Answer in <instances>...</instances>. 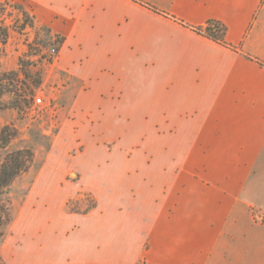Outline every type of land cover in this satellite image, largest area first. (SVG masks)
I'll return each instance as SVG.
<instances>
[{
  "label": "crops",
  "instance_id": "1",
  "mask_svg": "<svg viewBox=\"0 0 264 264\" xmlns=\"http://www.w3.org/2000/svg\"><path fill=\"white\" fill-rule=\"evenodd\" d=\"M6 1L64 38L77 105L150 113L165 145L156 168L79 183L97 207L50 223L31 264H264V0Z\"/></svg>",
  "mask_w": 264,
  "mask_h": 264
},
{
  "label": "rangeland",
  "instance_id": "2",
  "mask_svg": "<svg viewBox=\"0 0 264 264\" xmlns=\"http://www.w3.org/2000/svg\"><path fill=\"white\" fill-rule=\"evenodd\" d=\"M47 30L36 25L23 33L13 27L6 54L0 59V132L5 125L17 127L21 135L9 149L30 146L36 158L35 167L14 184L15 218L0 245V264L37 263L45 241L40 232L49 236L46 228L50 223L65 228L71 214L85 215L97 207L93 193L75 191L79 183L88 185L95 177L102 180L105 171L115 178L124 170L156 168L151 166L152 155L165 152V145L154 143L153 130L145 122L150 113L130 109L116 116L88 111L94 103L92 97L77 105L79 90H86L88 84L61 67L64 43L56 41L64 38L50 30L47 37ZM53 48L58 49L55 56L50 55ZM29 64L43 74L41 85L33 92L25 90V73L20 71ZM19 95L23 107L16 108ZM94 169L98 176L92 175ZM51 170L59 177L40 183ZM45 250L50 259H63L60 250Z\"/></svg>",
  "mask_w": 264,
  "mask_h": 264
},
{
  "label": "trees",
  "instance_id": "3",
  "mask_svg": "<svg viewBox=\"0 0 264 264\" xmlns=\"http://www.w3.org/2000/svg\"><path fill=\"white\" fill-rule=\"evenodd\" d=\"M36 26V17L22 4L17 2L0 3V59L6 54V47L11 39V29L25 33L28 28ZM49 32V30H47ZM208 35L214 40L224 44V32H214L208 28ZM50 32L46 35L49 37ZM62 45L63 40L57 38ZM57 49V48H55ZM58 50V49H57ZM33 67H36L33 65ZM31 64L21 66L27 82H23L26 91L33 92L35 87L42 83L43 74L40 69L33 68ZM5 76V75H4ZM28 79V80H27ZM29 81V82H28ZM22 96H17L16 108L23 107ZM21 133L12 124L5 125L0 132V245L8 233V229L15 218L14 200L12 191L15 182L28 174L36 163L35 153L32 147L9 149L12 143L20 137Z\"/></svg>",
  "mask_w": 264,
  "mask_h": 264
},
{
  "label": "built area",
  "instance_id": "4",
  "mask_svg": "<svg viewBox=\"0 0 264 264\" xmlns=\"http://www.w3.org/2000/svg\"><path fill=\"white\" fill-rule=\"evenodd\" d=\"M51 54V56H55V55H57V49H55V48H53L52 50H51V52H50ZM37 102L40 104L41 102H42V99L41 98H38L37 99Z\"/></svg>",
  "mask_w": 264,
  "mask_h": 264
}]
</instances>
